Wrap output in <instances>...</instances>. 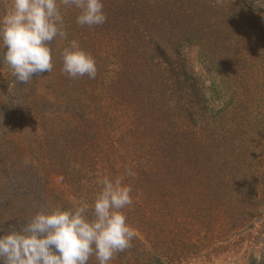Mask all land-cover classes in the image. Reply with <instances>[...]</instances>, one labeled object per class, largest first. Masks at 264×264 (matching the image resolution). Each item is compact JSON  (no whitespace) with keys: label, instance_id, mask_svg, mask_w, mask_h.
I'll use <instances>...</instances> for the list:
<instances>
[{"label":"trees","instance_id":"trees-1","mask_svg":"<svg viewBox=\"0 0 264 264\" xmlns=\"http://www.w3.org/2000/svg\"><path fill=\"white\" fill-rule=\"evenodd\" d=\"M57 2L68 35L45 72L59 108L47 144L72 198L44 192L47 211L91 205L99 180L121 178L135 236L110 264H264V0H103L93 26ZM73 39L94 79L62 72Z\"/></svg>","mask_w":264,"mask_h":264},{"label":"clouds","instance_id":"clouds-1","mask_svg":"<svg viewBox=\"0 0 264 264\" xmlns=\"http://www.w3.org/2000/svg\"><path fill=\"white\" fill-rule=\"evenodd\" d=\"M62 2L80 10L76 18L80 25H100L107 19L103 0ZM67 35L57 0H11L0 14V52L22 83L53 70L51 44L67 40ZM61 55V70L69 77H96V61L79 41H68ZM127 174L135 176L131 168ZM98 183L100 189L91 205L77 200L71 208L40 211L19 227L0 230V264H89L93 255L97 264H110L114 254L129 248L135 236L122 211L133 202L132 187L108 176Z\"/></svg>","mask_w":264,"mask_h":264},{"label":"rangeland","instance_id":"rangeland-1","mask_svg":"<svg viewBox=\"0 0 264 264\" xmlns=\"http://www.w3.org/2000/svg\"><path fill=\"white\" fill-rule=\"evenodd\" d=\"M4 2L0 14L11 4V0ZM189 53L193 71H200L193 52ZM48 78L44 72L34 74V79L27 83L19 82L0 52V229L8 221L9 228L10 224L25 223L35 212L47 211L46 204H42L44 192L72 198L69 184L58 179L60 172L53 169L49 156L51 111L59 108L44 103L51 100ZM40 105L44 114L38 111ZM223 257L214 264H244L240 257L231 254ZM184 264H211V261Z\"/></svg>","mask_w":264,"mask_h":264}]
</instances>
